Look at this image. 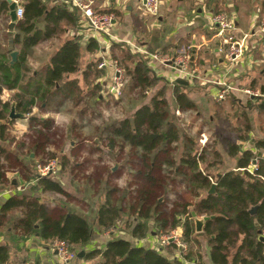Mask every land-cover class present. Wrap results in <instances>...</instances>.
Segmentation results:
<instances>
[{
	"label": "trees",
	"instance_id": "1",
	"mask_svg": "<svg viewBox=\"0 0 264 264\" xmlns=\"http://www.w3.org/2000/svg\"><path fill=\"white\" fill-rule=\"evenodd\" d=\"M22 4L23 18L16 23L14 37V44L20 47V60L11 69L6 56L0 55V96L3 87L18 89L20 93L16 97V109L26 116L41 105L53 112L70 104L72 108L67 112H75L80 121L86 120L82 124L73 121L72 132L75 128L94 123L101 117L102 106L98 102L100 86L85 78L88 89L81 91L75 81L66 80L68 75L77 72L79 66L80 45L76 39L67 40L57 50L44 76L35 81L33 87L30 83L21 85L29 71L26 58L31 49L42 41L57 37L64 23L66 26L80 27L79 14L75 10L70 11L65 2L58 0L55 4L53 0H22ZM8 9V3L0 0V13L6 20ZM96 46L91 40L88 50L94 51ZM117 49L127 78L122 94H125L128 106L132 108L147 98L150 90L157 86V79L149 70L147 60L132 54L128 49L119 46ZM96 69L95 65V76H100ZM174 85L173 103L162 89L131 115H123L117 121L94 129L99 133L95 141L101 144L97 147L99 149L92 151V156L103 149L121 155L129 149V157H138V174L142 178L138 188L111 187L109 173L104 166L91 174L86 173V170L78 174L91 181L96 191L99 188L104 191L103 201L97 208L98 228L109 233L127 214L126 227L134 240L148 237L151 223L154 225L151 233L156 234V239L162 233L180 229L183 242L189 245L188 251L181 253L182 258L171 260L157 250L112 238L102 252L94 251L90 258L100 255L101 261L98 264H203L201 239L208 246L211 264H264V242L260 240L264 234V139L250 143L251 149L241 148L236 143V139L247 141L248 133L252 130L247 112L239 110V114H236L238 120L232 126L235 140L220 139L215 134L216 139L199 146L190 135H181L179 123L184 114L194 112L197 115L200 112L189 99L187 88ZM112 102L113 107L119 108L121 105L123 109L120 99ZM233 103H236L235 99ZM8 108L9 104L0 100V121L7 120ZM215 108V115L220 117L222 107L215 105ZM177 112L181 115L177 116ZM52 129L53 119H30L28 131L34 133L36 142H39L38 149L47 161L56 159L55 152L45 153L49 144L54 146L49 143ZM0 141L9 142L14 150L24 145L12 140L4 125L0 126ZM218 143H222L230 158H237V169L240 171L231 170L217 175L209 172L221 166L222 155L217 148ZM94 160L100 165L102 157ZM254 160L258 165L251 170ZM72 168L77 169L79 166L74 165ZM11 172L22 175L30 194L14 195L2 205L0 229L11 223L12 213L18 212L20 216L13 222V226L21 237L37 234L45 244L53 240L65 241L73 251L88 244L92 225L67 207L50 209L41 202L38 193L56 194L67 201L74 200L71 195L51 179V175L38 177L36 167L34 172H30L18 157L12 159L5 147L0 146V187L15 191L17 187L9 179ZM165 172L167 175H164ZM213 184L214 193L208 194ZM179 187L183 189L182 193L177 192ZM162 194L172 195L174 199L166 207L158 201ZM252 209L254 212L251 214ZM191 212L197 217L208 218L201 234L195 235ZM170 247L179 251L174 245ZM193 247H196L195 252ZM7 260V249L1 246L0 264H5Z\"/></svg>",
	"mask_w": 264,
	"mask_h": 264
},
{
	"label": "crops",
	"instance_id": "2",
	"mask_svg": "<svg viewBox=\"0 0 264 264\" xmlns=\"http://www.w3.org/2000/svg\"><path fill=\"white\" fill-rule=\"evenodd\" d=\"M11 1L12 3L15 1H17L15 2L17 4L21 3V7L23 5L22 0ZM55 1L57 2V0H53V4L56 3ZM95 2L96 8L100 12H109L115 17L109 33L105 35L90 32L81 18L79 20L80 27L78 28H74L72 25L66 26L67 24L64 23L61 26L62 31L57 37L48 41H42L31 49L26 58L29 71L25 75V80L21 83L22 86L30 83L33 87V83L44 76L50 59L57 50L67 40L76 39L80 45L79 66L77 72L68 75L66 80L75 81L81 91H87L88 89L85 78L95 85L98 84L101 89L98 96V102L102 106L100 109L105 108L106 110L112 107V101L117 100V98L109 92L112 79L111 69H98V65L105 59L107 61L116 59L120 62L121 58L117 49L118 46L128 49L132 54H138L147 60L149 70L157 79V86L150 90L143 102L135 104L133 109L136 110L143 104H147L162 89L165 90L167 99L173 103L174 84H177L175 80L185 79L180 78L176 73L174 69L176 68L175 65L168 66L161 64L144 53L158 56L162 59H175L182 57L189 48V67L194 71L195 79L192 81L185 80L187 85L181 86L187 88L186 93L189 99L197 106V109L203 111V115H208L210 125H215V105L222 107L223 111L219 116L227 118L229 125L231 120L236 124L235 121L237 122L238 120L236 114H239V110L246 111V115L250 119L252 126V130L248 133V140L238 141L236 138L231 140L236 139V143L241 148L251 149L252 145L250 143L264 139V34L257 33L259 23L264 18V0H158V12L156 15H151L146 11V0H95ZM71 10L73 9L70 8ZM218 11L224 13L235 24L238 30L236 37H240L242 34L248 35L244 57L232 64L224 58L222 40L216 37V27L213 23V17ZM9 23L10 18L8 20L7 17L6 20L4 15L0 13V55L6 56L8 66L13 69L20 60V47L14 44L16 26L13 30L12 42L8 38ZM91 40L97 45L94 51L88 50ZM46 42H50V49H47L46 53L41 52L36 56L35 48ZM128 43L136 46L144 53L131 48ZM13 51H17L19 54L17 61L11 66L10 53ZM95 65L97 67L96 72L100 76H95L94 74ZM226 88H232V90L227 91L228 94L224 100L218 101L216 99L218 93L227 90ZM246 90L258 93L260 96L250 97L244 93ZM19 93L18 89L3 87L0 100L10 105L11 103H15ZM233 99L236 100V103H233ZM248 105H250V108ZM68 107L64 105L60 109H64L67 112L72 108L70 104H68ZM35 109H38V107L32 110L30 116H26L22 120L25 122V125L22 126L27 131L30 125L29 119L35 116ZM41 109L39 118L43 120L52 119L45 117V115L47 116V114L52 113L50 109L45 105L44 107L42 105ZM212 109L213 117H209ZM179 114V112L176 113L177 116ZM226 114L230 115L227 116ZM198 115L202 117L201 113H198ZM72 122L70 120L69 124ZM27 131H24L21 136L27 133ZM211 131L214 132V129H211ZM10 133H12V130ZM219 137L220 139H230V136L219 135ZM12 138L16 139L18 137L14 135ZM203 138L204 135L201 133L199 141L197 140L201 144L200 146H204L209 141H204ZM214 139L216 138L213 137ZM0 145L5 147L12 159L18 157L23 166L30 172L35 171V168L26 165L23 158L13 149V145L9 144V142H2ZM221 146H218L220 147L218 150L222 155L221 166L218 165L216 168L210 169L209 172L217 175V173L231 170L240 171L237 169V158H230L226 154V149ZM15 174L17 173L11 172L9 179H12L15 187L21 188L22 191L8 195L7 191H9V188L0 187V208L14 195L30 194L29 190L26 191L29 187L21 178L22 175L17 174L16 176ZM38 194L41 197V202L50 209L67 207L71 210V206L68 207L70 202L63 197H61L63 199L62 202L50 205L45 201V197L52 193ZM82 203L79 206L77 204L73 205L76 209L75 213L79 214V210L82 211V209H87L91 206L86 201ZM82 205H85V208ZM72 211L74 212V209ZM93 213L95 215L93 220H88L84 217L92 225L90 240L86 246L74 250L76 258L69 264H98L101 261L100 255L90 258L91 253L94 251L102 252L112 238L129 241L137 247L157 250L171 260L180 258L178 252L171 248L158 249L155 245L156 234L151 233L152 227H150L148 237L137 241L128 232V228L126 227L127 220L121 219L118 221V223H121L118 224L119 226L121 225L119 231H116L115 227L113 228L114 230L108 233L96 226L97 209ZM11 215V223L6 225L5 228L0 229V247L4 246L8 252V260L5 264H60L56 252L50 249L48 244L42 242L37 234L26 237L19 236V233L14 230L13 222L20 216V213L14 212ZM197 218L201 219V217ZM195 235L198 234L195 233ZM200 245L203 264H211L206 242L200 239ZM193 251H196V247H193Z\"/></svg>",
	"mask_w": 264,
	"mask_h": 264
},
{
	"label": "rangeland",
	"instance_id": "3",
	"mask_svg": "<svg viewBox=\"0 0 264 264\" xmlns=\"http://www.w3.org/2000/svg\"><path fill=\"white\" fill-rule=\"evenodd\" d=\"M50 46V42L39 45L37 48H35L36 56L41 52L46 53V50H49ZM126 80L127 78L124 73L123 86L126 83ZM220 93L221 91L218 93V95ZM118 99L122 101L123 109H121V105L119 108L113 107L112 105L109 110H105V108H102L100 109L101 117L99 119H97L94 123H89L86 127L80 129L75 128L74 132L71 131L74 124H69L70 120L79 124H82L84 123V121H86H80L79 117L75 115V112L68 113L64 109H59L57 111L54 110L49 115L47 114V116L45 115L46 118L48 117L53 119L54 127V129H52L53 133L49 135V143H53L54 146L49 144L45 150V153L55 152V160L47 161L43 152L37 147L35 148V145L39 142H36L34 133H30L28 131V133L26 134L28 135V137L21 138V134H23L24 131H27L24 126H22L25 125L24 121L17 120L16 123L12 126V133H10V137H13L15 135V137H18L17 139H19L18 143L22 142L24 144L21 149L19 147V150L16 148V151L23 158L26 165L32 168H38V166L44 167L48 166L50 163L54 164V170L51 169V179L53 178V180L56 181L64 190H66L74 199L68 201L70 202V205H68V207L71 206V210L74 209V212H76V209L73 205L77 204L79 206L80 204H83V201L90 203L91 206L87 209H82V211L79 210V214L83 217H86L88 220H93V217L95 216L93 212L103 201L104 191L100 188L98 191H96V188L92 185V182L80 175L81 172L83 173V171L86 170V173L91 174L103 168L104 166V168L106 167L107 169L106 171L109 173L108 181L110 183V186L117 187L119 189L125 187L129 188V186H131V188L133 189H136L138 188L139 183L142 179L138 174V164L140 160L138 159V157H129V149L125 150V153L123 155L110 153V151L107 149H103V151L99 150L101 152H97L96 156L91 155L92 151H95V149H99L97 147H100L101 144V142L95 141V139L99 137V133H96L94 129L99 126L102 128L109 123L117 121L123 115L127 114L129 116L134 111L133 107L135 106H133L132 108L128 106L127 98L124 93ZM41 110V106L38 109H35L34 117L40 116ZM198 111L202 114V117H200L199 115L197 116L194 112L184 114L181 117V121L179 123L181 128V135H190L191 137H193V139L199 141L200 134L198 132H201L204 135L203 140H209L208 144L213 140L215 134L227 137L230 136V139H234L236 137L232 130L234 121L231 120L229 125V122H227V118L222 116L217 117L215 115V125H210L208 121V115L205 116L206 114L203 115V111ZM226 115L229 116L230 114ZM210 116L213 117V109L211 114H209V117ZM16 126L17 128H15ZM211 129H214V132H212ZM32 131L34 132V130ZM211 136L213 137L211 138ZM198 141L197 143L200 146L201 144ZM219 145H222V143H218V146ZM218 146L217 148H220ZM58 148H61V150L57 151L56 149ZM97 157H102L100 165L97 161L94 160ZM67 160L70 161L67 162ZM74 165L79 166V168L73 169L72 167ZM15 175L17 176V174ZM164 175H167V172H165ZM27 190H29V188H27L26 191ZM177 192L182 193L183 189L179 187L177 189ZM45 198V201L50 205H55L57 202L60 203L63 200L61 196L56 194H49ZM173 200V196H170L168 194H162L158 199V201L165 207L166 205L171 204ZM82 206H84L85 208V205ZM128 217L129 216L126 214L122 216V219L127 220ZM118 224L121 223L116 224V231H119L121 227V225L119 226ZM150 227H152V230H154V225H151Z\"/></svg>",
	"mask_w": 264,
	"mask_h": 264
},
{
	"label": "built area",
	"instance_id": "4",
	"mask_svg": "<svg viewBox=\"0 0 264 264\" xmlns=\"http://www.w3.org/2000/svg\"><path fill=\"white\" fill-rule=\"evenodd\" d=\"M63 1L67 6L75 10L82 22L87 25V28L90 32L94 34H105L109 33V30L112 27V24L115 20V17L112 13H103L96 8L95 0H58ZM17 2V1H15ZM14 2V3H15ZM17 4V3H15ZM146 11L151 15H156L158 12V0H146L145 2ZM16 20L17 22L23 18V9L22 7H16ZM213 23L216 27V37L222 40L224 49L222 53L224 58L229 63H234L244 57L245 45L248 39V35L242 34L240 37H236L238 32L235 24L228 18L224 13H217L213 17ZM258 34H264V18L260 21ZM131 48L136 49L140 53H144L136 46L128 43ZM146 54L149 58L159 61L161 64H166L171 62L175 67L176 73L180 78H183L188 81L195 79V73L189 67L190 65V49L188 48L185 54L182 57H177L175 59H162L158 56H151ZM110 68L112 72V79L109 88V92L116 98L122 96L123 81H124V71L120 62L116 59L107 61L103 60L99 65L98 69ZM227 90L221 91L218 95L217 100L222 101L225 96L228 94L227 91H231L232 88H226ZM244 93L250 97H259L260 95L251 91H244ZM258 162L254 160L250 169H256ZM51 169L54 170V164L50 163L48 166H38L36 172L38 177H49L51 175ZM9 190V189H8ZM22 189L17 187L15 191H7L8 195H13L16 192H21ZM264 237V234H263ZM49 248L56 252L58 261L60 264H69L75 260L76 254L72 250L71 246L65 241L53 240L47 243ZM155 245L159 250L169 249L171 245H174L178 248L177 251L180 258L181 253H186L188 251L189 245L182 240V231L180 229L162 233L155 241ZM172 249V248H171ZM179 258V259H180Z\"/></svg>",
	"mask_w": 264,
	"mask_h": 264
},
{
	"label": "water",
	"instance_id": "5",
	"mask_svg": "<svg viewBox=\"0 0 264 264\" xmlns=\"http://www.w3.org/2000/svg\"><path fill=\"white\" fill-rule=\"evenodd\" d=\"M8 4H9V13H8V17L10 18V23L8 25V38L10 40V42H12L13 40V30L16 26V12L15 9L16 7H21V3L15 4L12 3L11 0H5ZM18 52L17 51H13L10 53V65L12 66L16 61H17V57H18ZM166 65H170V66H174L171 62L166 63ZM179 69V67H176ZM175 83L180 84V85H187V82L185 80L182 79H176ZM26 115L23 114H16L15 110H14V104L11 107L10 113H9V119L10 120H15V119H25ZM2 124V122L0 121V125ZM1 144V142H0ZM215 190V185L213 184L211 186L210 191L208 192V194H213ZM254 212V209H252L250 211V213L252 214ZM191 218L194 222V227H195V233L200 234L203 231V227H204V223L208 220V218H201L198 219L196 214L194 212H191ZM36 228H38V226H35ZM260 240L264 242V237H260Z\"/></svg>",
	"mask_w": 264,
	"mask_h": 264
},
{
	"label": "flooded vegetation",
	"instance_id": "6",
	"mask_svg": "<svg viewBox=\"0 0 264 264\" xmlns=\"http://www.w3.org/2000/svg\"><path fill=\"white\" fill-rule=\"evenodd\" d=\"M9 104V103H8ZM14 104V110H15V113L16 114H20L18 111H17V109H16V103H11L10 105H9V108H8V114H7V120H5V121H1L2 122V124L0 125V126H2V125H4V126H6L7 128H8V133H9V137H10V131L12 130V124L16 121V120H22V119H15V120H10L9 119V113H10V110H11V107H12V105ZM42 106V105H41ZM43 107H44V105H43ZM35 108H37V107H35ZM32 114V113H31ZM27 116H30V115H27ZM34 118H37V119H41V118H39V117H34ZM31 119V118H30ZM30 119H29V122H30ZM41 120H43V119H41ZM28 128H29V126H28ZM27 133H28V131H27ZM27 133H25L24 135H22L21 136V138H25V137H28V135H26ZM11 139L12 140H19V139H13L12 137H11ZM24 140V139H23ZM22 140V141H23ZM1 142V141H0ZM2 143V142H1ZM1 146V145H0ZM37 148L39 147V144H36L35 145ZM20 155V154H19Z\"/></svg>",
	"mask_w": 264,
	"mask_h": 264
}]
</instances>
